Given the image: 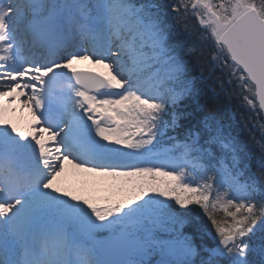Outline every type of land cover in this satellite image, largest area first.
<instances>
[{"label":"snow or ice","instance_id":"1","mask_svg":"<svg viewBox=\"0 0 264 264\" xmlns=\"http://www.w3.org/2000/svg\"><path fill=\"white\" fill-rule=\"evenodd\" d=\"M0 264H264V0H0Z\"/></svg>","mask_w":264,"mask_h":264},{"label":"trees","instance_id":"2","mask_svg":"<svg viewBox=\"0 0 264 264\" xmlns=\"http://www.w3.org/2000/svg\"><path fill=\"white\" fill-rule=\"evenodd\" d=\"M188 23L190 27L194 26L192 29L195 31H201L197 27V25L189 18ZM175 28L179 31H183L178 26L174 25ZM193 42H198L197 37H193ZM211 51V46L204 48V57L203 59H206L209 52ZM207 74V73H205ZM216 75H220L219 70H216ZM190 76L195 77L197 81V86L204 90L205 92V98L208 100V102H216L217 105L220 108V115L222 122L226 125H229V130L232 131L233 135H236L240 141H242L245 146L246 150L252 146V147H258L257 148V154L259 153V145L257 144V141L261 139V132L259 131L258 127H252L249 125V127L245 128L244 123L241 119V116L243 115L245 118H247V113L243 108L240 107V102L236 98L229 99V96L227 94L221 93L219 96L216 95V92L212 90L210 85L212 84L211 81L204 82L200 79V68L196 65L195 61L193 60L192 64L190 65ZM216 91H219L217 88ZM204 111L201 110L199 112V115L202 117L204 115Z\"/></svg>","mask_w":264,"mask_h":264},{"label":"bare ground","instance_id":"3","mask_svg":"<svg viewBox=\"0 0 264 264\" xmlns=\"http://www.w3.org/2000/svg\"><path fill=\"white\" fill-rule=\"evenodd\" d=\"M12 107H18V105L13 104ZM15 115H18V119L22 124H25L27 122V119H30V117L28 116L27 111L25 110V112L23 114L17 112ZM76 175H80V176H86V174H81V173H76L75 170L71 169L70 167L67 168L65 175L62 178H65V176L67 177H74Z\"/></svg>","mask_w":264,"mask_h":264},{"label":"rangeland","instance_id":"4","mask_svg":"<svg viewBox=\"0 0 264 264\" xmlns=\"http://www.w3.org/2000/svg\"><path fill=\"white\" fill-rule=\"evenodd\" d=\"M14 122H16L19 126L23 127L24 124H22L19 119H18V115H13L12 117H10ZM28 120V118H26ZM82 176L80 175H76L74 177H67L65 176V178H61L62 183L64 184V186L68 185V184H72L75 186L78 185L79 182H77L79 179H81ZM74 183V184H73Z\"/></svg>","mask_w":264,"mask_h":264}]
</instances>
